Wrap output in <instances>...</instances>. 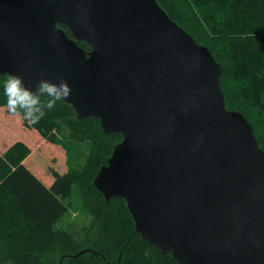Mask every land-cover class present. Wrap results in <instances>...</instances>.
Wrapping results in <instances>:
<instances>
[{"label":"water","instance_id":"water-1","mask_svg":"<svg viewBox=\"0 0 264 264\" xmlns=\"http://www.w3.org/2000/svg\"><path fill=\"white\" fill-rule=\"evenodd\" d=\"M222 69L157 0H0V75L63 77L79 119L122 135L93 184L179 264H264V150Z\"/></svg>","mask_w":264,"mask_h":264},{"label":"trees","instance_id":"trees-1","mask_svg":"<svg viewBox=\"0 0 264 264\" xmlns=\"http://www.w3.org/2000/svg\"><path fill=\"white\" fill-rule=\"evenodd\" d=\"M157 1L223 66L227 108L248 119L264 150V0ZM7 75H0V264H179L142 239L124 199L106 202L93 184L122 135L105 134L99 119H79L63 100L30 124L6 108ZM47 99L41 95V107ZM64 136L89 146L77 168L65 160ZM76 188L91 222L64 229Z\"/></svg>","mask_w":264,"mask_h":264},{"label":"clouds","instance_id":"clouds-1","mask_svg":"<svg viewBox=\"0 0 264 264\" xmlns=\"http://www.w3.org/2000/svg\"><path fill=\"white\" fill-rule=\"evenodd\" d=\"M72 88L63 77L54 82L42 79L36 84L35 91L25 84L23 77L18 74L9 73L3 83V95L6 97V108L11 114L22 115L30 124H37L46 115L44 108L48 111L55 108L57 101L66 99L71 95ZM48 97L46 104L40 106L41 95ZM19 110H23L22 114Z\"/></svg>","mask_w":264,"mask_h":264},{"label":"rangeland","instance_id":"rangeland-1","mask_svg":"<svg viewBox=\"0 0 264 264\" xmlns=\"http://www.w3.org/2000/svg\"><path fill=\"white\" fill-rule=\"evenodd\" d=\"M27 134H31V133H27ZM30 138L34 139L31 136ZM63 139L65 141L64 143H65V149H66V150L65 149L63 150L65 153H67V155H65V160L67 159L68 166L77 168L78 166H81L82 164H84L86 161L87 155L89 153V146L87 144H78V143L68 142L65 136ZM1 153L2 151L0 150V154ZM90 222H91V217L83 208L80 195H79V191L76 188L74 190L73 208L69 210L66 213V215L63 217L62 222H60V226L64 229H67L71 225L80 227L83 225H89ZM57 258H59V256H57Z\"/></svg>","mask_w":264,"mask_h":264}]
</instances>
